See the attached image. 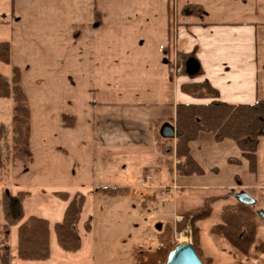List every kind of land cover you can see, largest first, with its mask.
Instances as JSON below:
<instances>
[{
  "label": "rangeland",
  "instance_id": "1",
  "mask_svg": "<svg viewBox=\"0 0 264 264\" xmlns=\"http://www.w3.org/2000/svg\"><path fill=\"white\" fill-rule=\"evenodd\" d=\"M234 1L0 0V44L9 43L11 51L9 64L0 61V74L11 82L14 68L20 70L31 113L33 161H17L13 158L14 103L0 99V125L6 128L0 149L4 162L0 170V247L9 246L13 264H136L137 253H154L165 244L176 249L196 241L204 264H264V253L258 249L264 244L260 216L264 195L258 196L255 206L256 245L243 255L212 234L222 223L223 207L237 204L229 195L232 191L205 198L215 192L203 188L211 185L209 181L198 179L185 181L182 187L153 183L152 188L142 183L131 191L120 180L104 178L101 168L106 163L99 158L94 139L93 103L111 102L110 87L127 88L132 79L148 71L149 60L142 55L157 54L155 46L166 42L169 19L183 20L190 4L246 7L242 0ZM196 14L199 18L202 13L197 9ZM177 59H168L172 67ZM133 82L141 85L136 79ZM64 116L75 117L73 126H65ZM163 139L166 144L157 152L159 159L170 160L176 169L180 161L175 153L168 155L175 150L176 135ZM102 189L125 193L109 195ZM20 193L25 196L21 224L30 217L50 223L51 257L47 261L19 259L21 224L9 227V243L4 240V204ZM59 193L69 194V200L61 199ZM77 193L85 196L75 227L81 248L70 253L60 248L55 228ZM208 207L212 216L196 221L199 211Z\"/></svg>",
  "mask_w": 264,
  "mask_h": 264
},
{
  "label": "crops",
  "instance_id": "2",
  "mask_svg": "<svg viewBox=\"0 0 264 264\" xmlns=\"http://www.w3.org/2000/svg\"><path fill=\"white\" fill-rule=\"evenodd\" d=\"M242 2L246 7L239 10L221 4L213 8L198 5L204 9L203 19H169L166 42L155 46L156 55H142L150 66L142 77L134 78L141 85L136 86L132 79L127 88L110 87L108 94L114 100L93 103L94 139L99 158L106 163L101 168L104 178L120 180L131 191L144 186L142 183L152 188L153 183L182 187L185 181L198 179L209 181L211 185L203 188L215 192L205 198L225 196L228 190L237 203L238 195L246 194L257 205L258 196L264 195V138L259 142L254 174L236 143H218L212 134L202 133L190 144L191 156L205 173L201 177L178 176L170 160L159 159L155 147L156 123L173 125L178 105L212 101L183 93V85L207 80L224 103L264 102V0ZM193 52L201 76L182 73L185 61L180 54ZM176 58L180 60L172 67L168 59ZM230 159L240 164H230ZM149 170L151 175L146 176Z\"/></svg>",
  "mask_w": 264,
  "mask_h": 264
},
{
  "label": "trees",
  "instance_id": "3",
  "mask_svg": "<svg viewBox=\"0 0 264 264\" xmlns=\"http://www.w3.org/2000/svg\"><path fill=\"white\" fill-rule=\"evenodd\" d=\"M190 9L185 15L198 17L196 10L202 14V6L189 5ZM186 9V8H185ZM186 11V10H185ZM10 44H0V61L10 63ZM185 61L182 73L189 74L187 63L196 60V53L180 54ZM193 76L203 75L199 67ZM182 92L198 100H212L209 104H180L176 108L175 150L169 151L168 155L175 153V158L180 161L176 167V174L182 177H201L204 171L199 167L191 156L190 144L196 141L200 134H212L215 141L222 143L233 141L240 149L243 159L250 165V172L256 173L257 151L259 142L264 138V102L253 105H231L221 101L220 93L209 81L202 83H190L182 86ZM0 99H11L14 103L13 133L15 145L13 158L17 161H33L31 152V122L30 108L26 94L21 85V73L14 68L13 79L8 82L0 74ZM65 126L74 124V116L63 117ZM161 123L155 125V144L158 149H163L166 142L161 135ZM6 133V128L0 125V149L1 140ZM0 153V170L4 167ZM230 164L239 165L240 161L230 159ZM103 193L116 195L125 193L121 189H102ZM60 198L69 200V194L59 193ZM24 194L20 193L17 198H11L10 203L4 204V213L7 224L4 225L5 242L9 243V227L21 224L24 218L22 208ZM210 200L208 203H210ZM215 201V200H213ZM85 202V196L77 193L68 205L64 220L56 224L55 232L60 248L66 252L75 253L81 248V239L76 232ZM16 216V217H15ZM212 216V209L200 210L196 221H205ZM258 213L255 211V200L244 195L235 205H228L222 209V223L213 228L212 234L224 238L234 249L243 255H248L252 247L256 245L258 233ZM89 227V226H88ZM50 223L45 219L30 217L18 227V257L24 262H44L50 259ZM197 238V237H196ZM194 247L199 255L197 241ZM175 246L165 244L156 252H140L136 255V264H166ZM258 249L264 253V244H259ZM200 257V255H199ZM0 264H13V256L9 246L0 247ZM206 264V263H205Z\"/></svg>",
  "mask_w": 264,
  "mask_h": 264
},
{
  "label": "water",
  "instance_id": "4",
  "mask_svg": "<svg viewBox=\"0 0 264 264\" xmlns=\"http://www.w3.org/2000/svg\"><path fill=\"white\" fill-rule=\"evenodd\" d=\"M199 64L196 60H190L187 63L188 73L194 74L197 72ZM175 128L170 124H165L161 129V135L165 138L175 137ZM246 194L238 195V200ZM260 216L264 219V213L260 212ZM167 264H204L192 244L179 245L170 255Z\"/></svg>",
  "mask_w": 264,
  "mask_h": 264
}]
</instances>
